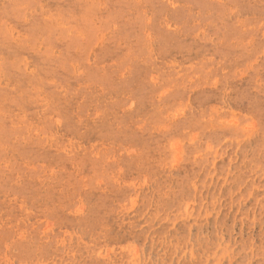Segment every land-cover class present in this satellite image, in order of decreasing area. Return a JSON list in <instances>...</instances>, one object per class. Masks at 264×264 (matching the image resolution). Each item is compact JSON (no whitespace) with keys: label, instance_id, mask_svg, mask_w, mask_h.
I'll use <instances>...</instances> for the list:
<instances>
[{"label":"rangeland","instance_id":"1","mask_svg":"<svg viewBox=\"0 0 264 264\" xmlns=\"http://www.w3.org/2000/svg\"><path fill=\"white\" fill-rule=\"evenodd\" d=\"M0 264H264V0H0Z\"/></svg>","mask_w":264,"mask_h":264},{"label":"bare ground","instance_id":"2","mask_svg":"<svg viewBox=\"0 0 264 264\" xmlns=\"http://www.w3.org/2000/svg\"><path fill=\"white\" fill-rule=\"evenodd\" d=\"M13 5V4H12ZM213 176V175H212ZM219 179V178H218ZM217 182V181H216ZM193 184V183H192ZM219 195V194H218ZM159 201V200H158ZM188 203V202H187ZM188 205V204H187ZM201 208V207H200ZM201 212V211H200ZM218 217V216H217ZM176 221V220H175ZM177 223V222H176ZM209 257V256H208ZM232 260V259H231Z\"/></svg>","mask_w":264,"mask_h":264}]
</instances>
